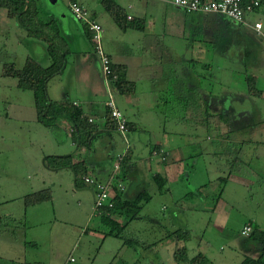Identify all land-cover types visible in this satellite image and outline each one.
Listing matches in <instances>:
<instances>
[{"label":"rangeland","instance_id":"374dc122","mask_svg":"<svg viewBox=\"0 0 264 264\" xmlns=\"http://www.w3.org/2000/svg\"><path fill=\"white\" fill-rule=\"evenodd\" d=\"M33 1L40 19L53 20L52 24L61 35L62 32L65 35L69 33L66 36L69 52L64 63L60 71L48 77L45 83L48 99L67 102L77 99L82 115L89 110L94 112L96 106L105 107L107 94L99 57L92 40L90 45L83 33L81 22L73 19L67 9V0ZM80 1L90 12L97 13V21L102 27L100 41L103 50L108 51L113 59L123 57V61L131 62L123 76L133 84V88L124 92L129 103L121 107L128 116L137 120V125L125 133L132 153L129 164L139 172L148 171L150 166L155 167L160 161L149 162L150 157H157L150 156L149 147L160 144L166 152L169 151V158L167 166L164 167L161 162L162 167L157 168V173L166 177L159 172L166 171L168 177L172 176L174 164L179 159V164L186 165L187 169L181 170L178 180L184 191L189 193L195 189L189 181H196L193 176L189 177L188 169L193 160H198L197 166L203 168L202 165H205L210 178L209 182L204 183L206 188H201L207 199L196 201L198 196L192 199L184 192L177 199L178 194L169 190L167 182L158 190L151 181L146 186L150 197L141 203L138 214L127 222L119 235L106 234L109 224L91 213L93 187L76 181L70 166L53 168L46 164L48 155H71L76 150L66 134L67 124L53 130L39 123L31 89L18 87L16 77L2 73L4 64L12 63L16 68H21L27 59L42 66L48 65L49 42L43 36L28 35L26 29L18 24L15 15H6L5 8L0 6V257L6 260L7 254L12 253L11 243L9 248L6 241L12 234L11 237L14 235L16 240L26 243L24 252H18L27 260L34 256L43 258L40 256L43 249L50 255L49 250L59 249L62 254L67 250V259L70 256L76 258L70 264H91L95 255L96 261L92 264H180L174 252L178 255L180 250L186 249L188 256L204 254L207 260L204 264H238L240 261L236 260L241 248L249 245L248 237L229 236L227 233L238 229L240 220L236 211L224 224L226 233H221L214 226V215L211 214L214 199L225 184L223 194L233 192L226 195L228 203L230 195L235 196L238 189L236 195L240 201L234 206L235 209L264 217V171L259 172L258 180L252 184L249 197L253 198V202L246 203L242 194L245 192L248 195L250 190L246 192V189L243 191L237 185L226 182L232 162L240 156L242 144L238 142L240 137L225 132L229 127L218 124L223 121L221 107L213 105L206 112V118L204 111L196 110L190 104L191 99H186L188 94L165 91L167 83H163L168 74L164 75L162 70L171 69L172 74H176V70L183 69V57L167 53L162 56L157 53L156 46L147 48L146 39L150 38L142 30L141 16L142 13L151 15L155 8L154 14L159 22L157 37L165 24L169 29L165 39H177L180 43V37L173 36L170 25L177 22L176 15L172 16V13L180 16L182 11L164 0H133L132 9L126 7L130 0H113L125 10L132 11L135 20L140 23V28L128 27L123 31L101 0ZM263 17L262 14L246 15L247 23L224 16L221 17L222 21L208 20L215 29L220 27L225 38L231 42L224 55L219 57L217 65L209 62L208 68L201 71L202 85L207 90L219 93L226 88L229 92L244 93L243 103L232 104L236 109L234 112L247 111L244 119H252L254 124L241 135V139L245 140L243 147L248 143L255 149L261 148L264 167V45L253 38L251 29L255 18L264 20ZM186 18L197 26L203 23L193 13ZM186 58L193 60L195 68L202 66V63L196 64L202 61L201 58ZM123 67L120 64V68ZM248 76L253 77L251 88ZM181 81L184 83L185 79ZM227 101L228 97L225 105H228ZM198 117L207 120V124L200 125ZM109 132L110 135L105 138L108 140L106 145L109 141L112 144L111 153H114L111 170L116 154L125 143L119 131L110 129ZM105 146H77L80 152L77 155L74 153V158L79 160L87 155L99 159L105 153ZM168 168L170 170L167 171ZM136 175L135 178L141 182V175ZM121 181L126 185L124 194L132 198L133 194L128 193L138 191L137 182L128 177H122ZM41 190L47 191L49 198L25 204V195ZM95 230L99 232L96 239L91 235ZM50 255L44 259L49 261ZM13 259L18 261L17 258ZM57 260L54 258L50 263L57 264ZM40 264L46 263L43 261Z\"/></svg>","mask_w":264,"mask_h":264},{"label":"crops","instance_id":"0c3cea01","mask_svg":"<svg viewBox=\"0 0 264 264\" xmlns=\"http://www.w3.org/2000/svg\"><path fill=\"white\" fill-rule=\"evenodd\" d=\"M165 2L170 3L169 0H164ZM78 2H80L82 5L84 3H82V1L78 0ZM131 5V7H129L128 5ZM171 4V3H170ZM174 8L182 11V13L180 14V16H177V14H175L176 12L172 13V16L176 15V23H172L170 25V29L171 32L173 34V36H178L180 37V43L178 42L177 39L175 40H166L165 39V34L166 31H168V26L166 28L165 24H163V29H162V33L157 37V26L159 25V22H157V16L154 14L155 12V8L152 12V14L147 15L146 13H142L141 16V21L143 23V28L142 30L145 31V35H147L150 39H146V47H157V53L160 55L162 54V56H164L166 53L167 54H171L172 56L177 55V57H183V69L180 70L181 68H179V71L176 70V74H172L171 69L169 70H162L163 74H168V78L167 80L163 83L166 84L165 88H167L165 91H178V92H182L185 94H188L189 97H187L186 99H191V103L195 106L196 110H200V111H204V116L207 118L208 115H206V112L210 109L213 108L215 106H217V108L220 106L222 110L220 112V116L223 119V121H219L218 124H223L224 127H229L228 130H225V132L227 133H231V134H235L236 136L240 137V139L238 140V142H240L242 145L240 147V156L237 157L236 159H234V161L231 164V168L229 170V172L227 173L226 176V182L229 181L235 185L238 186V188L242 189L243 191L246 189V192L248 190H250L248 192V195L244 192L242 194V198L244 196V200L245 202H250L252 203V197H249V195L251 194L250 192L252 184L255 183L258 178L257 176L259 175V172H263L264 171V167L263 164L261 162V158L263 157V152L260 149H255L254 147L250 146V144H246L243 147V144L245 142V140L241 139V135L242 133L246 130L251 128L254 124L252 122V119H244V115L247 111H240V112H234V110H236L232 104H234V102H239V103H243L245 96L244 93H235V92H229L226 88H222L220 90L219 93H214L210 90H207L203 85H202V71L201 69H205L208 68L207 63L211 62V64H216L219 57L221 55H224L225 51L227 50L229 43L231 41H229L228 39L225 38V34L223 33V30L219 29V28H214L212 27V25L209 23L208 20H215V19H219L222 21L223 15L218 13H213V12H209V13H204V12H185L184 10H182L181 8H178L176 6H174L173 4H171ZM84 6V5H83ZM3 8H5V12L6 15L10 14L9 10L5 7V6H1ZM67 9L69 10L68 6L66 5ZM126 7H128L129 9L134 8V1L130 0L126 3ZM127 14H130L132 17L135 18V15L132 13V11L130 10H125ZM70 12V10H69ZM92 13V15L94 16V18H96V20H98V16L97 13L95 12H90ZM193 13L198 15V17H200L199 19L203 22L200 25H196V24H192L191 22H189L188 20L191 21V19L186 18L189 17V14ZM255 14H262V16H264V2L259 6V8L256 11L247 13V17L248 16H252ZM73 17V15H72ZM182 17H185L184 20L182 19ZM226 17V16H224ZM246 17V16H245ZM174 18V19H175ZM228 18V17H226ZM264 18V17H263ZM74 19V17H73ZM262 20L261 18H255V20ZM99 22V21H98ZM100 23V22H99ZM81 27L83 30V33L87 34L84 25L81 23ZM252 31H253V38L255 40H259V37L256 36L253 28L251 27ZM123 30V29H121ZM126 29H124L123 31H125ZM264 30V27H263ZM60 34V32H59ZM187 34V35H186ZM60 36L62 37V39L66 40L67 44H68V37L69 33L67 35H65L62 32V35L60 34ZM237 37V36H236ZM87 38V36H86ZM91 38V37H90ZM229 38V37H228ZM88 40V39H87ZM89 44L92 45L91 40L89 39ZM261 43V42H260ZM238 46V45H237ZM227 47V48H226ZM106 53L108 54V56L110 57V60L112 62V64H114L115 66H118L120 68V64L124 65L123 68H120L121 71L123 70V73L126 71L128 64H131V62L129 61H123V57H121L120 59H113L112 55L106 51ZM247 53V52H246ZM155 54V51H154ZM189 56H193V58H197L198 60H200V58L202 59V61L197 62L198 63H202V66L199 65V67H194V63L192 59H187L186 57ZM155 57V56H153ZM163 58V57H162ZM172 62H177L176 60H173ZM185 62V63H184ZM217 65V64H216ZM218 67V66H217ZM116 70V68H115ZM171 73V74H170ZM126 79V78H125ZM181 79H185V82L182 83ZM205 79V78H204ZM127 80V79H126ZM202 89H201V88ZM133 88V84L132 86H128L124 89L123 92L119 91L116 89V94H117V101H118V105L119 108L122 110V106L126 105L129 103L126 95L124 92H126L127 90H130ZM151 94V91H150ZM226 96V97H225ZM228 97V105L226 104V99ZM69 102H77L76 106H79V102L77 101V99H72ZM133 103V102H131ZM189 104V105H190ZM187 105V106H189ZM104 105L102 108H97L94 112L86 111V113L82 116L84 117H92L93 118V123L95 125V129L93 130V132L89 135L88 139V144L90 143V147H94L96 148V144L100 145L102 144V146H105L108 143V140L105 138L107 136L110 135V129L108 127V124L110 122V120H108V118H106L104 116ZM217 110V109H216ZM123 114L125 115L126 118V124H127V131H130V129L134 128L137 125V120L134 119L135 117H130L128 116L123 110H122ZM227 115V116H226ZM68 120L62 119L60 121V125L67 124L68 128L65 129L66 134L71 138V132H72V126L71 124L68 122H66ZM252 122V124H250ZM96 123H97V128H96ZM108 123V124H107ZM198 123H200V125H205L207 124V120H202L200 117H198ZM251 132V131H248ZM258 142V141H256ZM71 143L72 145H74L76 147V150L73 152L72 156V161H77L74 158V153L75 155H77L78 152H80V150L78 149L79 147L77 143L74 142V140L71 139ZM156 145H160V144H156ZM154 146V145H153ZM153 146L149 147V151L152 149ZM162 147V146H161ZM163 148V147H162ZM89 150V149H88ZM104 155L97 159L96 156L94 157H89L87 155H83L79 160H84V169H82L84 171V173L86 174H93L94 176H97L99 178H106L109 174L110 170V162H112L113 160V156L114 153H111L112 150V144L106 145L104 147ZM115 152V150H114ZM169 152V151H167ZM116 153V152H115ZM131 150L130 153L128 155V161L127 164L124 166L125 168V177L134 179L137 182V187L139 189L142 188H146V186H149L151 184L152 181V175L154 173H157L158 170L157 168L162 167V163L165 166L168 165V162H166V160H161L160 158L154 159V158H149V162H156L155 160L160 161V163H157V165L155 167H148V171H137L136 167H133L131 164H129V161L131 160ZM261 154V156H260ZM89 155V154H88ZM168 153L165 159H168ZM199 157H196L195 159H197ZM179 160V159H178ZM176 161L177 164H174L175 168H173L174 170H172V176H167L166 175V171L162 172L159 171L161 173H163L166 177L165 178V182H167L169 184V190L172 191V193H174L176 191V193L178 195H176L177 199L178 197L184 192L185 195H189L192 199L194 198V196H198L197 199H195L196 201H202L207 199V197H205V195L202 193L203 189L206 188L207 185H205V182H209L210 178L208 175V170L206 169L205 165L203 168L200 166H197V162L198 160H193V163L190 165L189 169H188V175L193 176L194 177V181L196 182H192L189 181L191 183H193L192 186H194V190H192V192L187 193V191H184V187L182 186L181 182H179V176L181 170L183 169H187L186 165L182 166L181 164H179L180 161ZM260 160V161H259ZM162 162V163H161ZM170 162V161H169ZM172 169V168H171ZM170 170V168L167 169V171ZM184 171V170H183ZM119 172V171H118ZM122 173V172H121ZM132 173V174H131ZM134 173V174H133ZM120 174V173H119ZM139 174L142 177L141 182L139 181V179H136L135 177H137ZM161 175V174H160ZM162 176V175H161ZM207 178L206 181H204ZM121 181V180H120ZM122 184L124 185V189L122 190L123 196L125 198H129V195H125L124 194V190L126 189V185L124 184L123 181H121ZM197 186V187H196ZM203 186V189L201 190ZM226 185L224 184L223 187L221 189V192L219 193L218 197L214 199V207L212 209L211 214L214 215L213 220H215V222H213L214 226L221 232V233H226L227 229L225 230V222L228 220V218L230 217V215L233 213H235L234 211H236L238 213V218L240 220L239 225H238V229L237 230H231L227 233H229V236H235V235H242L240 234V228L242 227L243 224L245 223H250L252 226V230H254V228H257L258 230H263L264 231V217H261L258 214H254L253 212L250 211H239L237 209H235L234 206H236V203L238 202V200L240 201V198L237 197L235 192V196H233V194L230 195V202H227V197L226 195L233 193V192H229V193H224L225 191ZM138 189V190H139ZM137 191L132 190L130 193L128 194H135ZM132 195V196H133ZM246 198V199H245ZM249 199V200H248ZM248 200V201H247ZM230 205V206H229ZM252 205V204H251ZM92 206V205H91ZM200 208H202V205L199 206ZM198 207V208H199ZM92 211V210H91ZM236 213V214H237ZM212 220V219H209ZM227 227V226H226ZM225 230V231H224ZM232 232L234 234H232ZM99 232L92 231L91 235L92 237H94L96 239V234H98ZM10 236L7 237V246L10 248L9 243H11V248H10V252L7 254L8 257H6V260L4 257H0V262L1 264H40V262H45L46 264H51L50 260H54V258H57V264H70V263H74L76 261V258L73 257V260H70L69 258L72 257L70 256L67 259V250L62 254L61 251H59V249H51L49 250V252L51 253L48 254L45 252V250H42V254L40 256H42L43 258L39 259L37 257H33L31 260H27L28 258L21 255L20 252H18V250H21L22 252H24L25 250V246L26 243L23 241H18L16 240V238L11 237L12 234H9ZM242 236H247L248 237V242L249 245H247L246 247H242L240 250V254L237 257V262H239L238 264H240L242 262V260L246 257V256H250V257H255L258 254V245L256 243V241L252 240L249 238V234L248 235H242ZM58 238V237H57ZM59 239V238H58ZM17 249V252L15 251V249ZM197 254V253H196ZM38 255V254H36ZM47 255H50V259L49 261H47L46 258ZM195 255V254H194ZM204 255V254H202ZM16 256V257H13ZM193 256V255H192ZM205 256V255H204ZM13 258H17L18 261H15V259ZM43 259V260H42ZM8 261V263L6 262ZM94 261H96V255L95 257L91 260V264L94 263ZM56 263V262H55ZM79 264V263H77ZM89 264V263H87Z\"/></svg>","mask_w":264,"mask_h":264},{"label":"trees","instance_id":"16d2710c","mask_svg":"<svg viewBox=\"0 0 264 264\" xmlns=\"http://www.w3.org/2000/svg\"><path fill=\"white\" fill-rule=\"evenodd\" d=\"M33 2V0H0V6H5L11 15H15L18 24L26 29L28 35L43 36L49 42L48 54L50 56V63L46 66H42L32 59H27L21 68H16L12 63L4 64L2 73L4 75L16 77L18 87L31 89L36 110V119L39 123L43 126L53 128L54 130L56 127L59 129L60 121L62 119L68 120L72 126L71 139L74 140L78 146L81 145L84 147H90V143L88 144V139L90 138L88 137L95 129L94 123L87 121V118L82 116V110L80 107L74 105L72 102L50 100L47 97L45 91L46 80L52 74L60 71L64 63L65 56L69 52V46L66 40L62 39L60 36L59 30L55 24H52L53 20H42L38 17L37 10ZM263 2L264 0H261V4ZM101 3L120 29L124 30L128 27L140 28L139 20H135L134 17L127 19L125 9L113 0H101ZM83 25L87 32V39L89 40L91 39L90 31L87 29L85 24ZM112 67L113 69L116 68V72L118 74V77L115 80V88L117 90L123 92L126 87L132 86V84L124 78L123 70L121 71V69L114 64H112ZM252 79V76L247 77V81L250 82L249 88H251L253 84L251 82L253 81ZM103 112L104 116L110 120L109 124L107 123L109 129H115V124L110 119L106 106ZM152 148L159 149L162 147L160 145H154ZM162 149L166 152L164 148ZM129 153L130 146L124 155L122 164L118 170L120 171V174L119 172L116 173L112 180V206L107 207L105 205L100 208V212L95 213L104 223L109 224V229L106 231V234L108 235H119L120 231L125 227L127 222L138 214L141 208V203L143 201H147L150 197L149 192L146 190L147 188H142L139 189L132 198H125L122 193L124 185L122 189L118 186L119 182L122 183L120 181L121 178L125 177L124 166L127 164ZM71 155H48L45 158L46 164L53 168L70 166L74 171L75 180L85 183L80 177V175L86 174L82 170L85 168L84 160L72 161ZM165 160L167 161V159H164V161ZM87 175L94 176L93 174ZM94 177L99 178L97 176ZM152 181L155 183L156 188L160 190L165 183V178L159 173H154L152 175ZM47 198H49L47 191H35L32 194L25 195L24 202L25 204H34L35 202H39ZM249 238L256 241L259 248L258 254L255 257L246 256L240 264H264V231L254 228V230L250 232ZM174 255L180 264H204L207 262L206 258H204L205 256L200 253L188 256L186 249L180 250L178 255L177 252H174ZM177 256L181 259H178Z\"/></svg>","mask_w":264,"mask_h":264},{"label":"built area","instance_id":"2783aa9c","mask_svg":"<svg viewBox=\"0 0 264 264\" xmlns=\"http://www.w3.org/2000/svg\"><path fill=\"white\" fill-rule=\"evenodd\" d=\"M174 6L181 8L185 12H204V13H218L223 16H226L232 20L243 23L247 20L245 18L247 13L256 11L261 5V0H169ZM67 6L73 15V17L85 24L88 30L90 31L91 40L94 44L95 52L99 57V62L101 65V73L103 82L106 89V100L105 106L108 110V115L110 119L115 124V129L120 132L124 139V147L122 151L117 154L115 162L113 163L112 169L109 172L106 178H96L87 174L80 175L83 182L93 186L94 188V202L92 205L91 213L95 214L100 212V208L103 206L110 207L112 206L111 195L113 193L112 180L114 175L119 170L123 157L129 149L125 133L127 132L126 118L122 110L119 108L117 101V94L115 88V80L118 77V74L115 69L112 67V62L108 54L103 50L100 41V34L102 27L100 23L92 16L90 11L84 7L78 0H67ZM131 7V5H128ZM127 19L132 18L130 14L126 15ZM256 36L259 37V40L264 45V20H254L251 24ZM74 105H77V102H73ZM87 121L92 122L93 118L88 116ZM150 156H158L161 160L165 159L166 152L162 148L156 149L152 148ZM120 189L123 188L122 183H118ZM252 231V226L250 223H245L240 228V234L248 235ZM70 260H73V257H70Z\"/></svg>","mask_w":264,"mask_h":264},{"label":"bare ground","instance_id":"6f19581e","mask_svg":"<svg viewBox=\"0 0 264 264\" xmlns=\"http://www.w3.org/2000/svg\"><path fill=\"white\" fill-rule=\"evenodd\" d=\"M195 12H199V11H195Z\"/></svg>","mask_w":264,"mask_h":264}]
</instances>
